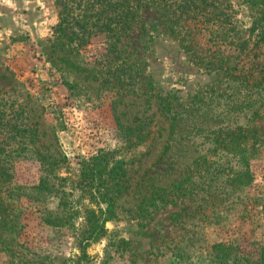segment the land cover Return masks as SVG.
<instances>
[{
    "label": "rangeland",
    "instance_id": "rangeland-1",
    "mask_svg": "<svg viewBox=\"0 0 264 264\" xmlns=\"http://www.w3.org/2000/svg\"><path fill=\"white\" fill-rule=\"evenodd\" d=\"M203 2L217 15L197 23L189 17ZM248 2L0 0V99L56 161L14 162L17 221L0 224V264H216V243L218 262L264 264V90L250 87L260 75L249 73L245 89L226 83L179 36L191 32L195 50L213 48L223 27L251 37L252 51L235 60L246 74L264 64V44L253 48L250 36L264 6ZM100 153L128 169L127 191L82 253L80 207L97 209L84 169ZM168 185L174 203L135 214ZM38 187L39 200L26 197ZM62 192L80 214L51 226Z\"/></svg>",
    "mask_w": 264,
    "mask_h": 264
},
{
    "label": "trees",
    "instance_id": "trees-1",
    "mask_svg": "<svg viewBox=\"0 0 264 264\" xmlns=\"http://www.w3.org/2000/svg\"><path fill=\"white\" fill-rule=\"evenodd\" d=\"M255 3H252L249 0V4L256 6H264V0H253ZM212 7L214 11H208L206 13L203 10L206 8L205 2L202 3L201 10L195 12L193 11V16L189 17L191 20L200 19L198 22H203L204 18L211 14H215L217 9L213 3L207 5ZM223 14V13H222ZM217 15V14H215ZM188 19V17H186ZM64 19H62L63 23ZM256 32V33H254ZM255 35V43L253 48H260V45L264 44V11L260 12L259 17L254 20L253 26L250 29V36ZM181 40H186L189 43L187 47L188 51L192 53V56L198 60L206 59L208 60V70H218L222 71L221 79H224L226 83H240V86L245 89L248 87L247 76L250 73L252 76L257 72L258 76L260 75V80H256L254 76L255 83L250 85L251 88H256L257 90H264V64L258 63L252 65L247 69L245 73V65H242L239 72L237 67L239 63H235L241 55H245L246 52L252 51L248 50V44L251 40V37L248 40L243 39L241 32L238 34H233L229 29H224L215 35V40H213V48H208L206 50L196 49L195 36L191 37V32L186 31L179 34ZM234 58V61H232ZM233 64V65H232ZM257 70V71H256ZM253 78V77H252ZM259 79V78H258ZM240 81V82H239ZM260 104L259 107L264 105ZM169 106V105H167ZM169 110V107H167ZM33 125V126H32ZM38 129L34 124H31L29 128H23L22 124L19 123L18 114H15L12 110V106L8 105V101L0 99V224H8L17 221V216H13V209L10 203V199L14 196L19 197V195L14 194V187L11 184L13 181V169L14 162L16 160H27L28 158L38 159L42 165L54 166L56 161L54 155L48 150V148H41L37 145L38 141ZM219 136L215 137V143L222 146L224 140L228 138L226 135H222L218 141ZM244 135L240 134L238 136H230L229 143L230 146L232 143H238L239 140H243ZM235 144V145H236ZM42 146L41 144H39ZM227 145L225 148L227 149ZM239 145V144H237ZM244 152V150L242 151ZM85 177L87 181L85 187L89 188V203L97 204V209H91L87 205H81V209H75L71 206V202L67 200L66 193L62 192L63 195L59 198L60 209L55 214V216L46 217V223L51 226H59L63 222L70 221L74 219L75 214H80L82 212L84 222L81 223V228L77 232L78 244L83 250L91 242L98 241L101 237H104L106 230L104 228V223L110 218H116V201L121 198L127 191L125 186L126 180L128 178V169L123 168V165L116 161H108L107 155L100 153L97 156H94L90 159V164L84 169ZM184 182L183 180L180 181ZM180 185V184H179ZM43 186V183L41 184ZM173 185H168L167 187H156L152 190L149 197H144L141 203L136 207L135 214L141 216L143 212L147 210L148 207H155L156 202L162 204L174 203V201H166L165 198L170 196V187ZM39 188V187H38ZM40 189L37 193H31L35 197L26 195L27 198L39 200L43 196ZM42 194V196H40ZM64 196V197H63ZM104 204V208L101 205ZM219 247H222V244L216 243L212 246V251L214 252V260L217 264L219 260ZM264 250V249H263ZM226 257V256H225ZM83 256H80L78 261L82 260ZM261 258H264V254L261 253ZM217 260V262L215 261ZM77 262V264H79ZM229 264V259L223 260L220 257L219 264Z\"/></svg>",
    "mask_w": 264,
    "mask_h": 264
}]
</instances>
